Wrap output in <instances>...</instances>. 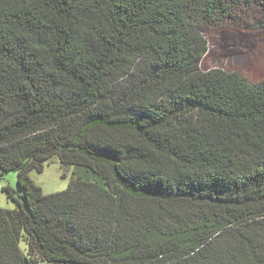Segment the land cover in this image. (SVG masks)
Returning <instances> with one entry per match:
<instances>
[{"label":"trees","instance_id":"1","mask_svg":"<svg viewBox=\"0 0 264 264\" xmlns=\"http://www.w3.org/2000/svg\"><path fill=\"white\" fill-rule=\"evenodd\" d=\"M226 26L264 0H0V264H264V79L202 69Z\"/></svg>","mask_w":264,"mask_h":264},{"label":"rangeland","instance_id":"2","mask_svg":"<svg viewBox=\"0 0 264 264\" xmlns=\"http://www.w3.org/2000/svg\"><path fill=\"white\" fill-rule=\"evenodd\" d=\"M253 16L258 17L256 10ZM207 40L209 53L202 63V69L238 71L252 81L264 79V30L226 26L221 32L208 36ZM72 173V168L65 169L55 160L45 166L42 173L31 172L29 179L43 194L48 195L65 191L73 177ZM6 187L15 191V197L20 194L16 173L10 172L0 177V188ZM14 207L6 193H0V208L13 210Z\"/></svg>","mask_w":264,"mask_h":264}]
</instances>
